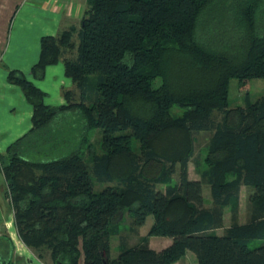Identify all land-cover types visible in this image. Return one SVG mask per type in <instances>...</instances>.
<instances>
[{"label":"trees","instance_id":"obj_1","mask_svg":"<svg viewBox=\"0 0 264 264\" xmlns=\"http://www.w3.org/2000/svg\"><path fill=\"white\" fill-rule=\"evenodd\" d=\"M84 2L77 26L39 37L29 67L41 80L60 62L76 98L64 90L63 104H46L21 71L5 75L30 107L29 128L0 152L18 238L47 249L52 264H77L80 254L83 264H173L186 250L197 264H264V93L227 105L229 79L264 78V0ZM71 116L77 123L60 128ZM90 130L100 133V153L89 150ZM199 131L210 135L192 179ZM240 186L250 189L243 223L235 221ZM226 206L231 223L216 234ZM125 210L132 227L151 215L147 234L170 243L154 250L119 241L110 258Z\"/></svg>","mask_w":264,"mask_h":264},{"label":"rangeland","instance_id":"obj_2","mask_svg":"<svg viewBox=\"0 0 264 264\" xmlns=\"http://www.w3.org/2000/svg\"><path fill=\"white\" fill-rule=\"evenodd\" d=\"M11 23L10 26H8V29L6 30V26L3 29L4 32V40L11 41V36H12V31H11ZM74 25L77 26L78 21H73ZM64 24V23H63ZM67 24V23H66ZM6 25V24H5ZM65 29V27H63ZM61 28V29H63ZM13 30V26H12ZM60 30V29H59ZM11 31V32H10ZM7 32V33H6ZM31 31L30 30H25L24 32H21V41L23 43L31 42ZM11 34V35H10ZM4 45V43H3ZM11 52V51H10ZM14 53V52H13ZM70 53H64V55H69ZM56 67L51 66L52 68V73H46L44 80L40 82H33L35 85H38V88L42 90H46L48 93V98L46 102L49 103H58V102H65L64 97L62 96V92L64 90H70L73 91V94L76 98V90L74 89L72 83L70 82L69 79H67L65 76H63V68L62 64L60 62H57ZM7 64L4 62H0V70H4L5 72L3 75L5 76L7 73V70H10L12 68L7 66V69L5 68ZM21 69V68H20ZM10 84V83H9ZM13 85V84H12ZM16 88V87H15ZM18 88V87H17ZM14 93L16 92H9L7 98V103L9 98L12 100L13 107L12 108H6L5 107V112L4 109L2 108V104H0V152L4 149L6 144L10 142L12 139L15 138L19 131H12L17 129L16 127L10 128L11 131L9 133L7 132V128L11 126L15 121L18 120L19 114L17 115V112L19 110V113L22 109V106L25 104L23 103H18V100L15 99ZM264 93V78H253L250 79L249 81L245 82L243 85H238L237 80L234 78L229 79L228 81V86H227V105L229 108L235 107V106H242L244 102V95L246 94L249 98L250 101H254L257 98H259L262 94ZM6 96V92H5ZM13 110L15 112H13ZM174 113H179L180 110L177 108H172ZM21 114V113H20ZM213 115L215 117L218 116L216 112H213ZM22 116V115H20ZM6 117L9 118L7 121ZM20 122V121H19ZM77 123V118L74 119V117H68L66 119H60L59 127L60 128H70L74 124ZM26 130H23L25 132ZM22 132V133H23ZM21 135V134H20ZM19 135V136H20ZM210 135L209 131H199V132H194L192 134L193 142H192V152L193 155L191 156L189 162L187 163V176L189 178H198V173L196 170V163L199 162L200 169H202L204 166L202 164V159H203V148L205 146V143ZM100 136V133L98 130H90L89 131V142H91L90 146V151H93L95 153H100V146L96 142L98 137ZM86 150V149H85ZM172 181L171 183L174 184L175 182L178 181V169L177 165L174 167L173 174L171 176ZM1 179V178H0ZM101 186L96 184L94 185V189H100ZM157 188L162 189V185H157ZM239 198H238V207H237V214L235 217V221L237 223H243L246 221L247 216H248V194L250 192V189L245 186H240L239 189ZM202 198L204 200L203 205L205 207L209 206L210 203V196H209V190L206 185H202V190H201ZM0 198L2 199V202L0 204L1 209H0V221L3 220H9L6 221L9 223V228L13 229V254L20 257L19 260H10L12 262L11 264H52L51 260L48 255V251L45 248H40L38 250H33L27 246H25L22 241L17 237V232L16 228L14 226L13 222V214H12V209L7 207L9 205V201L5 193L0 191ZM4 203V204H3ZM7 207V208H6ZM5 215H8V217H5ZM131 217L128 214V212L125 210L122 212L121 218L118 220L117 223V230L118 232L115 235H111L109 237V256L110 258H113L117 254V248H118V242L121 241L127 246H132L140 242H145L147 243L148 247L154 249V250H159L165 246H167L171 239L169 237H163V236H154V235H148L147 231L149 226L152 223V216L148 215L145 218V221L142 225L137 226V227H132L131 224ZM231 223L230 220V209L226 206L223 208V218H222V226L220 228H217L214 230L216 234H221L223 229L227 227ZM15 230V231H14ZM7 232L5 229V225L0 224V233H5ZM262 243V240L256 239L251 241L248 246L249 247H254ZM77 264H83V258L82 254L79 255ZM173 264H197L195 255L193 252L190 250H186L184 254Z\"/></svg>","mask_w":264,"mask_h":264},{"label":"crops","instance_id":"obj_3","mask_svg":"<svg viewBox=\"0 0 264 264\" xmlns=\"http://www.w3.org/2000/svg\"><path fill=\"white\" fill-rule=\"evenodd\" d=\"M74 4L75 5L69 13L68 8L62 9L59 6V0H0V62H4L5 64H7L8 67L12 69H17L21 71L32 82H40L44 80L46 73H52L51 66L56 67V65L46 66L44 68L43 78L41 80H34L30 76L29 67L37 58L38 39L42 35H55V33L59 31V29L62 30L61 28H66L69 24H74L73 21L79 22L82 11L84 9L85 2L84 0H74ZM10 22H12V32L10 31L12 33V38L11 41H5V34L3 32V29L6 26L7 30L8 26H10ZM25 30L31 31L30 33L32 38L30 43H23V41H21V32H24ZM7 66L5 67L6 69ZM4 72V70H0V104L3 105V112H5V107L9 109L13 107V103L10 98L7 103L6 97H9V92H16L14 93V95L15 99H19V105L24 101L20 90L15 85L6 82L5 76L3 75ZM42 91L46 93L44 102L46 104H53L46 102L48 98V93L46 92V90ZM55 104L63 103L58 102ZM13 112L15 111L13 110ZM20 113L18 110V120H14L13 124L6 129L8 133L9 131H11L10 128L12 127L17 128L15 130L12 129V131L17 132L21 130L17 133L15 138L22 134L23 130H27L30 126V107L26 103L22 106ZM6 119L7 121L9 120L8 117H6ZM1 190L2 189H0V191ZM7 207L10 208V204L7 205ZM5 217H8V215H5ZM6 221L9 220L2 219L0 221V224L2 223V225H5V229L7 231L5 233H0V263L2 260L10 261L13 258V260L17 261L20 259V257L13 254V229L9 228V223Z\"/></svg>","mask_w":264,"mask_h":264},{"label":"built area","instance_id":"obj_4","mask_svg":"<svg viewBox=\"0 0 264 264\" xmlns=\"http://www.w3.org/2000/svg\"><path fill=\"white\" fill-rule=\"evenodd\" d=\"M74 5V0H59V6L62 9L68 8L69 13L71 12Z\"/></svg>","mask_w":264,"mask_h":264}]
</instances>
